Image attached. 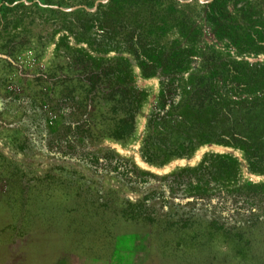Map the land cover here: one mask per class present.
<instances>
[{"label":"rangeland","instance_id":"374dc122","mask_svg":"<svg viewBox=\"0 0 264 264\" xmlns=\"http://www.w3.org/2000/svg\"><path fill=\"white\" fill-rule=\"evenodd\" d=\"M134 41L153 57L150 76ZM179 54L184 103L203 74H244L233 97L244 105L217 121L239 123L247 147L204 143L161 166L142 159L160 75ZM116 63L144 95L124 139L110 134ZM93 74L102 81L91 92ZM262 94L264 0H0V264H264V105L253 100ZM85 153L125 159L158 179L207 156L232 158L238 169L223 190L244 189L257 215L235 218L242 231L132 220L123 215L129 203L160 192L159 181L131 188L79 160Z\"/></svg>","mask_w":264,"mask_h":264},{"label":"trees","instance_id":"16d2710c","mask_svg":"<svg viewBox=\"0 0 264 264\" xmlns=\"http://www.w3.org/2000/svg\"><path fill=\"white\" fill-rule=\"evenodd\" d=\"M132 52L144 75H152L148 70L153 60L151 54L137 41L133 43ZM184 67L185 60L181 54L171 55L164 68L166 74L160 75L159 101L148 117L147 134L141 149L142 159L149 164L161 166L173 159L189 158L204 143L214 142L243 149L244 145H249L239 123L232 122L233 125L226 128L217 121L220 117L231 120L233 115H230V110H240L244 105V101L241 104L240 100L233 99L243 93L244 74L235 70H226L219 76L209 72L203 74L184 103L181 77L178 74L184 71ZM114 71L119 72L116 77L119 90L114 98L112 94H108V97L115 103L113 111L118 116L110 134L115 139H124L135 130L137 112L144 95L133 85L127 66L116 63ZM260 74L263 75V72ZM88 80L91 92H94L102 78L93 74ZM219 84L222 85L221 89ZM263 95L253 100L264 105ZM92 98L88 108L92 107ZM248 104L253 108L255 106L253 103ZM69 128H72L71 125ZM66 141L70 142L71 139L67 137ZM59 149L55 155H58ZM256 153L254 156L258 159L259 153ZM78 159L94 170L112 173L131 188L142 189L153 184L154 180L159 181L160 192L145 194L136 204L129 203L130 209L125 210L123 215L132 220L149 224L164 221L167 229H187L198 224L214 231H242L245 225L234 224L235 218L257 215V203L253 202L252 206L247 207L244 189L230 192L223 190L220 181L232 177L238 169L237 161L232 158L207 156L198 167L184 168L160 179L141 172L130 161L115 156L101 157L85 153ZM249 163L253 167L254 160L250 159ZM203 188H207V191L200 192ZM202 221L204 223L201 224Z\"/></svg>","mask_w":264,"mask_h":264}]
</instances>
